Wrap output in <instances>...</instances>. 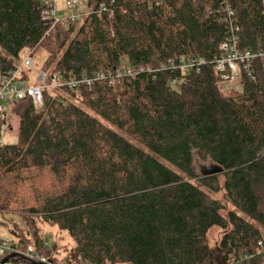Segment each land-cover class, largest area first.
Returning <instances> with one entry per match:
<instances>
[{"label": "trees", "instance_id": "1", "mask_svg": "<svg viewBox=\"0 0 264 264\" xmlns=\"http://www.w3.org/2000/svg\"><path fill=\"white\" fill-rule=\"evenodd\" d=\"M51 9L0 0L1 76L25 52L67 77L144 71L46 92L41 112L19 101V144L0 147V217L23 174L39 202L31 210L44 214L24 218L31 237L15 248L56 260L37 230L55 225L76 240L75 264H264V67L260 89L242 75V94L225 91L214 67L234 35L241 50H264V0H86L69 25L47 18ZM175 57L202 62L177 87ZM196 159L216 172L202 176ZM207 191L224 192L232 210Z\"/></svg>", "mask_w": 264, "mask_h": 264}, {"label": "built area", "instance_id": "2", "mask_svg": "<svg viewBox=\"0 0 264 264\" xmlns=\"http://www.w3.org/2000/svg\"><path fill=\"white\" fill-rule=\"evenodd\" d=\"M79 0H67L65 11L69 15L65 19H58L56 11L53 9L46 13V17L53 19L55 23L64 25L75 24L81 20V14L73 15L77 12ZM230 17L234 16L229 12ZM220 55L214 60L215 71L222 79L223 89L227 92L242 94L244 84L241 81L242 75L251 80L258 89L261 88V78L258 68L264 67V50L254 52L252 50H241L236 35L227 38L220 44ZM202 62L189 57H175L170 65L178 74L174 77V86L185 84L187 77L200 72ZM35 69V62L32 56H26L15 70L9 71L0 76V147H13L19 144V118L15 114L19 101L30 99L36 111L45 109V93L68 89L78 92L83 87H91L95 82H108L112 87L122 78H135L143 69L136 70L129 66H121L114 73L98 72L93 77L83 75L79 78L67 77L65 74H49L41 70L36 76L30 75L29 71ZM28 72H26V71ZM241 86V90L239 89ZM40 112V111H39ZM16 242H12L9 237L0 235V264H19L3 261L7 259V254L12 258L24 256L32 262L40 264H65L59 263L50 257H45L37 253L33 246H28L25 251L15 248ZM258 246L264 250V237L259 241Z\"/></svg>", "mask_w": 264, "mask_h": 264}, {"label": "rangeland", "instance_id": "3", "mask_svg": "<svg viewBox=\"0 0 264 264\" xmlns=\"http://www.w3.org/2000/svg\"><path fill=\"white\" fill-rule=\"evenodd\" d=\"M67 0H55V10L56 16L58 19H65L69 15V12L65 11V4ZM64 2V3H63ZM80 5L78 6L77 12L73 15H78L80 13L85 12L86 9V0H79ZM63 3V4H62ZM63 5V9L62 8ZM60 8V9H59ZM2 53V51L0 50ZM32 56L35 62V69L33 71H29L30 75L38 76L37 74L42 70L43 59L36 55H32L30 52H25L21 54L20 60L14 63L19 64L21 60H23L26 56ZM26 71V70H25ZM28 72V71H26ZM1 76V72H0ZM241 90V86L239 89ZM53 93V91H52ZM41 112V110H39ZM38 111V112H39ZM15 114L17 115V108L15 110ZM18 116V115H17ZM19 118V117H18ZM197 172L202 176H208L210 173L216 172V166L209 161H201L200 159H196L195 163ZM27 176L23 174L21 176V181L16 184L15 193L10 201V204L7 205L5 214L0 217V235L7 236L10 238L12 242H18L19 240H25V243L29 242L27 237H31L29 231L30 228L27 223L24 221L25 217H37L39 215H43L40 212L34 213L31 209L33 207H37L39 202L34 197V190L32 187V182L26 178ZM45 182V181H43ZM207 194L212 201H218L222 203L226 207L225 214L232 210V207L224 200V192H220L218 194L210 193L207 191ZM261 199V210L264 212V195H260ZM39 208V207H38ZM240 215L244 217L241 213ZM15 228V229H14ZM12 229L15 231V234H12ZM37 230L41 236V239L44 241V245L46 250L52 252L54 248L55 258L59 263L65 264H75L73 261L69 259L70 251L76 248V240L69 236L65 232H60L59 227L55 225H38ZM223 232L219 228H213L209 233V243L211 247L217 248L219 242L221 240ZM31 243V242H30ZM33 245V244H29ZM56 245V246H55ZM4 263V261H3Z\"/></svg>", "mask_w": 264, "mask_h": 264}, {"label": "crops", "instance_id": "4", "mask_svg": "<svg viewBox=\"0 0 264 264\" xmlns=\"http://www.w3.org/2000/svg\"><path fill=\"white\" fill-rule=\"evenodd\" d=\"M52 1H53L54 11H56V10H55V6H54L56 2H55V0H52ZM63 3H64V2H63ZM63 3H62V4H63ZM59 9H60V8H59ZM61 9H63V5H62V8H61Z\"/></svg>", "mask_w": 264, "mask_h": 264}, {"label": "water", "instance_id": "5", "mask_svg": "<svg viewBox=\"0 0 264 264\" xmlns=\"http://www.w3.org/2000/svg\"><path fill=\"white\" fill-rule=\"evenodd\" d=\"M219 172H222V171H219ZM9 259H10V258L5 259V260H4V263L7 262Z\"/></svg>", "mask_w": 264, "mask_h": 264}]
</instances>
